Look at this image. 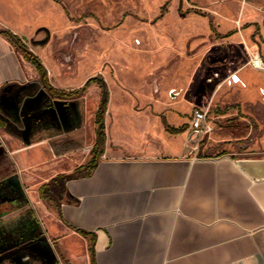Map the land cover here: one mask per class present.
<instances>
[{
  "label": "crops",
  "instance_id": "crops-1",
  "mask_svg": "<svg viewBox=\"0 0 264 264\" xmlns=\"http://www.w3.org/2000/svg\"><path fill=\"white\" fill-rule=\"evenodd\" d=\"M12 7L0 0V26L29 38V25ZM45 68L49 79L51 70ZM38 79L29 78L14 46L0 35V97L7 86ZM91 132L87 142L78 124L47 126L30 133L25 142L0 120V197L5 189L19 192V198L0 203V233L11 230L24 238L0 250V260L264 264V152L203 153L200 147L179 152L175 150L182 143L176 140H170L175 146L139 154L103 148L91 171L59 177L92 159L96 134ZM82 147L89 148L88 155L64 165L55 162ZM44 166L49 169L40 175ZM17 175L24 192L10 180ZM52 178L49 188L40 190ZM34 182L37 190L30 198L36 205L26 189Z\"/></svg>",
  "mask_w": 264,
  "mask_h": 264
},
{
  "label": "rangeland",
  "instance_id": "rangeland-1",
  "mask_svg": "<svg viewBox=\"0 0 264 264\" xmlns=\"http://www.w3.org/2000/svg\"><path fill=\"white\" fill-rule=\"evenodd\" d=\"M4 1L29 25L27 45L51 70L49 81L57 88H77L92 76L103 80L104 148L139 154L176 140L182 145L175 151L189 152L195 148L191 112L200 108L211 128L200 143L203 153L264 152V69L252 65L256 55L264 62V0ZM43 27L49 38L40 43L47 35ZM36 84L34 93L45 95ZM101 92L91 83L74 101L87 142L95 134L92 114ZM9 104L11 112L0 108V114L14 120L20 105ZM164 121L185 130L168 133ZM88 149L55 162L80 159ZM44 167L40 175L49 169ZM37 185L26 186L34 205L30 194Z\"/></svg>",
  "mask_w": 264,
  "mask_h": 264
},
{
  "label": "flooded vegetation",
  "instance_id": "flooded-vegetation-1",
  "mask_svg": "<svg viewBox=\"0 0 264 264\" xmlns=\"http://www.w3.org/2000/svg\"><path fill=\"white\" fill-rule=\"evenodd\" d=\"M25 38V37H24ZM26 40V38H25ZM39 82V79H38ZM40 83V82H39ZM41 85V84H40ZM37 84L36 82H31L29 84H25L23 86L21 85H10L6 87V90L2 92V95L0 97V108L7 110L11 112V106L9 103H14L18 101L19 99L25 100L26 99V108L29 107V110L27 111V114L31 116V130L30 133H34L41 127H57L60 129L63 128H69L74 125H79V111L78 107L75 101V99L70 98H56L59 100L64 101L63 104H57L56 108L57 110L54 112L52 110L42 112V115L39 117H34L39 115L42 109L40 108H51L53 105L51 103V100L44 95L43 93H39L38 90L34 93L36 90ZM42 87V85H41ZM42 89L45 91V89L42 87ZM32 92V93H30ZM103 92V90H102ZM101 92V94H102ZM28 93V94H26ZM47 93V92H46ZM48 94V93H47ZM36 97L34 100H29L27 98ZM53 98V97H52ZM103 98V97H102ZM100 98V100L102 99ZM77 99V98H76ZM99 100V101H100ZM36 102H41V107H39ZM36 104V105H35ZM9 110H8V109ZM41 114V113H40ZM13 116H15L14 120H18V125L21 128H24V123L20 120V117H17L16 114L13 112ZM0 120L1 114H0ZM16 130V129H15ZM22 133V132H21ZM32 135V134H31ZM14 191V190H13ZM18 191L12 192L11 190L5 189V191L2 193V196L0 197V201L6 199V200H15L19 198ZM0 250H6V248L11 244L14 243L15 240L19 241L24 239L20 235H15L14 232L11 230H4L0 233ZM0 264H7V260H0ZM48 264V263H45Z\"/></svg>",
  "mask_w": 264,
  "mask_h": 264
},
{
  "label": "trees",
  "instance_id": "trees-1",
  "mask_svg": "<svg viewBox=\"0 0 264 264\" xmlns=\"http://www.w3.org/2000/svg\"><path fill=\"white\" fill-rule=\"evenodd\" d=\"M0 35H3L10 41V43L14 46L18 55L21 54L25 59L29 60L31 63L34 64V66L36 67L39 73V82L49 96L53 98L76 99L79 98L81 95H83V93L86 91V89L89 87L91 83H96L102 88L104 95L103 98L99 101L98 109L95 113L96 143L93 146V157L91 161H89L86 165L75 169L73 172L69 174L67 173L60 174L59 177H68L70 175H77L91 171L95 164V157L101 154L104 148V118L106 112L107 93H106V86L103 80L100 77L92 76L89 77L87 80H85V82L77 88L70 90L56 88L50 84L47 70L42 63V60L35 53H33L32 50L28 48L27 42L24 37L15 34L9 28L3 26H0ZM164 126H165V130L171 134L181 133L185 130L183 127H172L166 121H164ZM54 179L55 178H52L48 183L41 186L40 190L43 191L49 188V186L54 181Z\"/></svg>",
  "mask_w": 264,
  "mask_h": 264
},
{
  "label": "water",
  "instance_id": "water-1",
  "mask_svg": "<svg viewBox=\"0 0 264 264\" xmlns=\"http://www.w3.org/2000/svg\"><path fill=\"white\" fill-rule=\"evenodd\" d=\"M43 29L46 31L47 35L44 39L42 40H39L40 43H43L45 42L48 38H49V32L46 28L43 27ZM34 53V52H33ZM19 58H20V61L22 63V66L25 70V72L28 74L29 78L32 79V78H38L39 77V73H38V70L36 69V67L34 66L33 63H31L29 60L25 59L21 54L18 55ZM6 90V88L4 89V91ZM45 95L51 100V103H52V107L51 108H40L42 109L41 110V114L39 113V115L37 116H34V117H39L40 115H42V112L44 113L45 111H49V110H52V111H56L57 108V104H63L64 101L62 100H54L52 99L51 96H49L46 92H45ZM104 95V92H102L101 94V98L103 97ZM36 97H31V98H28L30 101L31 100H34ZM16 103L18 104V106L20 105V110H16L17 113H16V116L17 117H20V120L24 123V128H21L19 125H18V120H13L9 117H6L5 115L1 114V118L2 120H4V122L6 123L7 126L9 127H13L14 129H16V131H19L21 133V136L23 138V140L25 142H29L30 140V130H31V116H29L27 114V111L29 110V107L26 108V99L25 100H22V101H16ZM36 104L41 107V102H36ZM35 104V105H36Z\"/></svg>",
  "mask_w": 264,
  "mask_h": 264
},
{
  "label": "built area",
  "instance_id": "built-area-1",
  "mask_svg": "<svg viewBox=\"0 0 264 264\" xmlns=\"http://www.w3.org/2000/svg\"><path fill=\"white\" fill-rule=\"evenodd\" d=\"M252 65L259 69H264V62L258 55L252 60ZM206 122V111L200 108H194L191 112V122L189 133L192 136L190 139L195 142V149L200 147V143L204 136L211 130L207 126Z\"/></svg>",
  "mask_w": 264,
  "mask_h": 264
},
{
  "label": "bare ground",
  "instance_id": "bare-ground-1",
  "mask_svg": "<svg viewBox=\"0 0 264 264\" xmlns=\"http://www.w3.org/2000/svg\"><path fill=\"white\" fill-rule=\"evenodd\" d=\"M237 80V79H236Z\"/></svg>",
  "mask_w": 264,
  "mask_h": 264
}]
</instances>
